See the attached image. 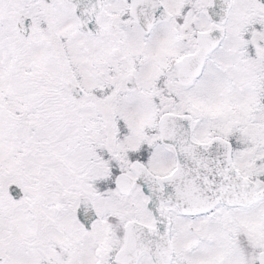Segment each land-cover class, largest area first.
Segmentation results:
<instances>
[{"label": "snow or ice", "instance_id": "6c2138e0", "mask_svg": "<svg viewBox=\"0 0 264 264\" xmlns=\"http://www.w3.org/2000/svg\"><path fill=\"white\" fill-rule=\"evenodd\" d=\"M0 264H264V0H0Z\"/></svg>", "mask_w": 264, "mask_h": 264}]
</instances>
